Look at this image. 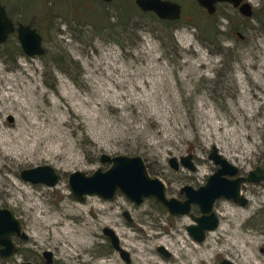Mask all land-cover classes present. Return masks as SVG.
Masks as SVG:
<instances>
[{
	"label": "rangeland",
	"instance_id": "obj_1",
	"mask_svg": "<svg viewBox=\"0 0 264 264\" xmlns=\"http://www.w3.org/2000/svg\"><path fill=\"white\" fill-rule=\"evenodd\" d=\"M1 1L37 28L44 47L27 55L17 34L0 43V207L22 220L27 246L52 250L59 264H140L139 257L141 264L147 257L149 264H264V179L242 185L245 206L216 200L219 224L200 242L187 230L195 209L172 215L153 196L137 205L120 191L80 201L68 183L72 171L107 168L103 152L142 156L167 196L177 198L182 185L198 187L216 169L208 158L213 146L241 172L264 166V0L251 17L225 2L209 14L193 0H177L195 14L173 23L134 0ZM188 153L196 170L169 165L171 156ZM43 164L56 169L54 186L20 177ZM67 216L78 229L74 240L63 228ZM86 219L96 242L83 236ZM83 240L89 247L79 256L76 241Z\"/></svg>",
	"mask_w": 264,
	"mask_h": 264
},
{
	"label": "water",
	"instance_id": "obj_2",
	"mask_svg": "<svg viewBox=\"0 0 264 264\" xmlns=\"http://www.w3.org/2000/svg\"><path fill=\"white\" fill-rule=\"evenodd\" d=\"M108 1V0H105ZM204 7L208 13L216 11L218 3H229L240 14L251 17L253 13L252 5L245 0H196ZM137 5L143 10L154 11L159 18L177 19L179 18V5L169 0H136ZM13 31V23L6 15L4 7L0 5V43L4 42ZM17 37L22 50L27 55H38L44 52L42 36L29 25L19 24ZM12 121V116H8ZM192 154L188 153L179 158L171 156L168 159L169 165L173 169L183 166L190 170H195L196 165L192 159ZM100 160L109 166L105 169L98 167L87 174L81 170L69 173L68 183L72 194L80 201L87 195H98L104 199L113 198L117 191L122 192L135 204L143 203L148 196H153L166 205L172 215L189 213L191 205L196 204L200 210V215L193 216L194 223L187 225V230L196 241H203L206 231L215 229L219 224V217L214 211L216 200L225 198L245 206L248 198L241 192V185L245 179L258 181L264 179V168L256 166L250 169L247 176L239 175V167L229 161L215 146L212 147L208 158L217 166L208 175L205 183L198 187L184 184L180 188V193L184 199L180 200L175 196L168 197L164 182L157 176H152L147 165L140 155H126L101 153ZM20 177L32 183H42L54 186L59 179L56 169L50 164L36 165L23 168ZM123 216L131 221L128 211H123ZM21 222L18 217L7 207L0 208V255L10 257L15 252V245L12 235L19 231ZM103 232L110 238L113 247L120 252V255L129 262V253L120 246V240L115 231L105 226ZM157 250L164 256H169L170 251L163 245H159ZM50 251H45L44 255L47 263L50 261ZM219 264H234L231 260L223 258Z\"/></svg>",
	"mask_w": 264,
	"mask_h": 264
},
{
	"label": "flooded vegetation",
	"instance_id": "obj_3",
	"mask_svg": "<svg viewBox=\"0 0 264 264\" xmlns=\"http://www.w3.org/2000/svg\"><path fill=\"white\" fill-rule=\"evenodd\" d=\"M96 1H98V2H100L101 4H106V5H111L115 0H108V1H105V0H96ZM169 1H172V2H174V3H177L178 5H179V18H180V16H182L183 15V13H185L184 12V6H183V4L181 3V2H179V1H177V0H169ZM194 1V3L197 5V6H199V7H201L203 10H205L206 11V9L204 8V7H202V6H200L198 3H197V1L196 0H193ZM245 1H248L251 5H252V9H253V13H252V16H254L255 15V13H257V9H258V6L259 5H261L262 3H261V0H259V2H256V3H253L254 2V0H245ZM134 2H135V4L137 5V3H136V0H134ZM219 4V3H218ZM217 4V5H218ZM0 5H2L3 7H4V10H5V12H6V15L9 17V19L12 21V23H13V31L8 35V37L9 36H11L12 34H17V29H18V26H19V24H24V25H29L30 27H32V28H35L36 30H37V28L33 25V24H31V23H25V22H23V21H21L20 19H17L14 15H13V13H11V12H9L6 8V4L5 3H3L1 0H0ZM217 5H216V9H217ZM137 8H139L142 12H145V13H150V14H152L153 16H157L158 17V15L154 12V11H152V10H143V9H141L138 5H137ZM238 10V9H237ZM215 13V12H214ZM185 14H187V16H194V12H190V11H188V12H186ZM209 14H213V13H209ZM242 15V14H241ZM179 18H177V19H162V18H159L158 17V19L159 20H161V21H166V22H170V23H173V22H175L176 20H178ZM38 31V30H37ZM41 35V34H40ZM42 36V35H41ZM7 37V38H8ZM192 159H193V156H192ZM193 161H194V159H193ZM195 163V162H194ZM195 165H196V163H195ZM180 167V166H179ZM261 167H263L264 168V166H261ZM196 168H197V166H196ZM196 170V169H195ZM240 170V169H239ZM192 171H194V170H192ZM248 173V172H247ZM247 173H244V172H239V175H244L245 177L247 176ZM247 181V179H245L244 181H243V183H242V185L245 183ZM242 185H241V189H242ZM200 186V185H199ZM181 188V187H180ZM179 192H180V189H179ZM242 192V191H241ZM180 196H181V198H178V199H180V200H183L184 199V195L183 194H181L180 193ZM177 198V197H176ZM0 208H2V207H0ZM193 209H195V211L197 212V214L196 215H193V214H191V217H193V216H198V215H200V210H199V208H198V206L196 205V204H192L191 205V208H190V211L191 210H193ZM189 211V212H190ZM215 211V210H214ZM216 212V211H215ZM187 214V213H186ZM217 214V213H216ZM20 222H21V227H20V229H19V231L18 232H16V233H14L13 235H12V241H13V243H14V245H15V252H14V254L12 255V256H10V257H3V256H1L0 255V263H2V264H5V261L6 260H10L12 257H14L15 258V260H14V264H46L47 263V259H46V257H45V255H44V252L45 251H50V261H49V264H59L57 261V259H55V255H54V253H53V251L52 250H50V249H44V250H42V252L41 253H36L34 250H33V248L30 246H27L28 244H30V242H31V235L28 233V231H27V229L25 228V226L23 225V222H22V220L20 219ZM207 232V231H206ZM192 237V236H191Z\"/></svg>",
	"mask_w": 264,
	"mask_h": 264
},
{
	"label": "bare ground",
	"instance_id": "obj_4",
	"mask_svg": "<svg viewBox=\"0 0 264 264\" xmlns=\"http://www.w3.org/2000/svg\"><path fill=\"white\" fill-rule=\"evenodd\" d=\"M70 214V213H68ZM43 219V217H42ZM72 218L71 217H68L67 216V219L65 220V222L63 223V228L64 230L66 231V234L69 235V239H73L74 236L78 233V229H75L74 228V225L72 224V222L70 221ZM88 220L89 219H86V223L83 225L82 227V232H83V236L87 238V241L86 240H83L82 242L81 241H76V246H81V252L79 253V256H83L82 254L85 253L86 254V251L84 250H87L88 249V245L86 244V242H88L89 239H92L94 242L97 241L96 237L98 236L97 235V231H95V229L93 227H90V225L88 224ZM53 231V230H52ZM55 234H60V231H58L57 229H55L53 231ZM80 234V232H79ZM74 240V239H73ZM86 241V242H85ZM91 241V240H90ZM93 242V243H94ZM83 243V245H81ZM96 244V243H95ZM72 248H75L72 246ZM70 252H73L72 249H68ZM148 255V254H147ZM73 257V255H71ZM141 257H139L138 259V262L141 264ZM146 261L147 264L149 263H152V258L151 257H147V259H144Z\"/></svg>",
	"mask_w": 264,
	"mask_h": 264
}]
</instances>
